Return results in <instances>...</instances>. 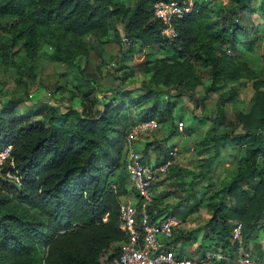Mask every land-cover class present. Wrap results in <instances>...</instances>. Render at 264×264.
<instances>
[{
	"label": "trees",
	"instance_id": "trees-1",
	"mask_svg": "<svg viewBox=\"0 0 264 264\" xmlns=\"http://www.w3.org/2000/svg\"><path fill=\"white\" fill-rule=\"evenodd\" d=\"M249 1L234 0L225 16L214 8L194 4L184 15L173 14L170 22L164 23L155 14L154 3L176 2L183 7L188 0H137L114 8L111 0H0V21H7L4 27L10 37L7 51L18 42L27 54H34L38 36L53 29L78 41L87 36L101 40L108 34L110 19L116 16L129 41L128 53L141 38L169 47L172 62L161 60V66L147 68L154 70L156 83L161 79L165 84L177 80L193 85L198 76L192 59L210 68L208 90L226 80L244 77L253 81L250 109L237 115L243 133L211 134L198 150L207 153L198 173L205 176L219 155L218 146L244 147L236 173L222 189L221 199L230 196L234 207L222 201L208 203V237L213 236L215 246L230 251L255 237L264 216V166H258V158L264 156V77L259 79L244 61L223 48L225 44L236 47L242 38L238 14ZM168 27L175 33L172 37L164 33ZM158 71L162 74L157 75ZM86 94L82 95L81 112L51 108L33 118L15 116L14 104H5L0 110V149L12 145L13 158V166L6 163L0 169V264H95L123 239L119 204L132 193L120 153L126 133L121 129V138H110L117 130L121 105L104 103L92 113ZM150 97L149 92L141 95L137 103ZM167 111L171 113L170 108ZM146 114L142 121L155 119L153 113ZM163 120L160 116L159 121ZM107 144L117 146L116 151H109ZM255 177L257 182L249 193L242 185ZM153 206L154 198L148 208L152 219L164 214ZM237 223L242 228L241 244L231 242ZM191 238L186 235L182 239ZM117 254L115 246L112 256Z\"/></svg>",
	"mask_w": 264,
	"mask_h": 264
},
{
	"label": "rangeland",
	"instance_id": "rangeland-1",
	"mask_svg": "<svg viewBox=\"0 0 264 264\" xmlns=\"http://www.w3.org/2000/svg\"><path fill=\"white\" fill-rule=\"evenodd\" d=\"M135 1L111 0L110 7L128 6ZM249 2L238 14L242 38L236 47L225 44L223 48L244 61L261 79L264 77V0ZM233 3L234 0H188L186 12L198 4L219 10L225 16ZM176 11L167 7L163 16L168 21ZM179 13L184 15L183 11ZM6 22L0 21V110L5 104H14L15 116L33 118L51 108L60 112L71 109L81 112L85 92V101L92 113L101 110L104 103L121 105L117 130L110 138H121V129L126 133L120 152L123 161L128 151L134 150L156 167L166 165L163 171L158 170L153 185L156 201L153 209L164 213L158 218L168 214L181 220L174 231L173 247L186 256L220 248L214 245L213 236L208 237L211 228L208 203L222 201L227 207H234L233 198L221 199V195L223 187L237 171L244 147L227 143L218 146L219 155L211 162L205 176L198 173L207 153L199 154L198 150L201 141L209 139L211 134L243 133L237 115L250 109L255 92L253 81L241 77L222 81L214 90H208L210 68L192 59L198 76L193 85L177 80L165 84L161 79L156 83L154 70L147 71V68L161 66V60L172 62L169 47L141 38L134 43L133 52L128 53L129 41L116 16L110 19L108 34L101 40L87 36L78 41L53 29L38 36L34 54H27L18 42L7 51L5 44L10 37L4 27ZM164 33L168 37L175 34L171 27ZM161 74L158 71L157 75ZM148 92L151 97L137 103L139 96ZM167 108L171 109L170 114ZM145 113L155 115L157 129L133 135L130 142L133 127L143 122ZM160 116L164 118L162 122ZM180 121L183 122L181 129L178 128ZM107 148L115 152L117 146L107 144ZM258 166H264V156L258 158ZM256 182L255 177L242 187L252 193ZM131 200H136L134 195ZM257 227L258 233L252 241L256 238L264 241V216ZM186 235L192 238L182 239Z\"/></svg>",
	"mask_w": 264,
	"mask_h": 264
},
{
	"label": "built area",
	"instance_id": "built-area-1",
	"mask_svg": "<svg viewBox=\"0 0 264 264\" xmlns=\"http://www.w3.org/2000/svg\"><path fill=\"white\" fill-rule=\"evenodd\" d=\"M167 7L177 9L173 14L181 16L179 11L186 12L188 5L180 7L176 2L156 3L154 12L164 23H169L173 15L166 20L163 12ZM178 126L181 129L183 122L180 121ZM157 127L155 119L138 123L133 127L128 139L131 142L133 135L146 130H156ZM11 149L12 145L0 149V169L6 163L13 166ZM124 163L127 188L132 191L131 194L125 195L119 204V228L124 237L116 243L118 254L115 257L112 256L114 249L109 254H106V251L95 264H264V259L257 258L250 251H242L236 257L220 248L191 256L177 252L172 245V238L181 220L172 215L152 219L148 211L153 202V185L157 180V172L163 171L166 165L156 167L134 150L128 151ZM7 176L11 175L7 172ZM131 195L135 196V201L131 200ZM106 219L107 215L103 217L104 221ZM241 241L242 228L241 224L237 223L231 232V242L241 244Z\"/></svg>",
	"mask_w": 264,
	"mask_h": 264
},
{
	"label": "crops",
	"instance_id": "crops-1",
	"mask_svg": "<svg viewBox=\"0 0 264 264\" xmlns=\"http://www.w3.org/2000/svg\"><path fill=\"white\" fill-rule=\"evenodd\" d=\"M255 233H258L257 229ZM256 239L248 242L246 246L243 245V246L238 247L235 251H230L226 247H224L223 249L225 251L228 250L230 253L232 252V255H234V257L240 254L242 251H250L252 255L256 256L257 258L264 259V241L256 240Z\"/></svg>",
	"mask_w": 264,
	"mask_h": 264
}]
</instances>
